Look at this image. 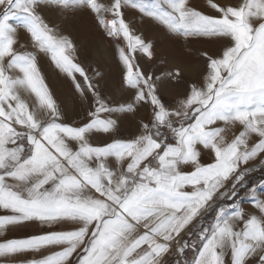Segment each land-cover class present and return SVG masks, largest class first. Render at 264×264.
<instances>
[{
    "label": "snow or ice",
    "instance_id": "6c2138e0",
    "mask_svg": "<svg viewBox=\"0 0 264 264\" xmlns=\"http://www.w3.org/2000/svg\"><path fill=\"white\" fill-rule=\"evenodd\" d=\"M203 8L0 0V264H264V0ZM49 10L92 17L116 46L126 98L103 93L105 74L46 21ZM130 11L185 45H215L198 53L202 80L142 66L138 57L165 61ZM41 56L69 80L79 122L46 83ZM124 119L135 120L131 138L120 136ZM32 226L40 231L11 236Z\"/></svg>",
    "mask_w": 264,
    "mask_h": 264
},
{
    "label": "rangeland",
    "instance_id": "374dc122",
    "mask_svg": "<svg viewBox=\"0 0 264 264\" xmlns=\"http://www.w3.org/2000/svg\"><path fill=\"white\" fill-rule=\"evenodd\" d=\"M192 2L203 8V0H192ZM235 2V0H232ZM204 11H208L203 8ZM46 21L55 26L58 31L64 34H70L75 42L81 47L80 58L90 65L93 69H98L105 74L103 93L113 100L126 98V94L120 88V74L122 65L118 62L116 46L111 39L106 38L99 31L91 16L86 13L73 15L72 13L61 14L57 11H45ZM78 20V21H77ZM126 20L137 34H142L146 41L154 44L158 57L164 59L165 63L161 64L159 60L148 64L145 58L138 57V62L144 67H152V70L159 74L166 69L180 67L187 80H202L204 64L198 57V53L207 50L209 54L216 51L215 45L204 40H197L189 45L182 41L173 40L166 34L165 30L154 23L151 19L142 17L136 11H130L126 14ZM20 43L28 44L29 38L23 32L20 33ZM192 51H188L187 49ZM39 65L45 77L46 83L53 91L57 100L64 106L69 122H79L83 116V109L77 97L73 94L69 80L65 77L55 65L47 58L41 56ZM164 99L169 103L173 95L165 92ZM147 112L141 111L140 116H146ZM136 133V124L134 119H124L120 124L121 138H131ZM104 137L98 138L102 143ZM258 164L257 162H254ZM246 211H253L252 205L245 199L242 201ZM16 232L12 237L17 238ZM191 254H189V258Z\"/></svg>",
    "mask_w": 264,
    "mask_h": 264
},
{
    "label": "crops",
    "instance_id": "0c3cea01",
    "mask_svg": "<svg viewBox=\"0 0 264 264\" xmlns=\"http://www.w3.org/2000/svg\"><path fill=\"white\" fill-rule=\"evenodd\" d=\"M39 231L40 229L37 226H32L30 228L17 231L16 233H18L17 238H20L30 234H37Z\"/></svg>",
    "mask_w": 264,
    "mask_h": 264
},
{
    "label": "trees",
    "instance_id": "16d2710c",
    "mask_svg": "<svg viewBox=\"0 0 264 264\" xmlns=\"http://www.w3.org/2000/svg\"><path fill=\"white\" fill-rule=\"evenodd\" d=\"M253 175H254V178H256V177H258L259 173H255Z\"/></svg>",
    "mask_w": 264,
    "mask_h": 264
},
{
    "label": "bare ground",
    "instance_id": "6f19581e",
    "mask_svg": "<svg viewBox=\"0 0 264 264\" xmlns=\"http://www.w3.org/2000/svg\"><path fill=\"white\" fill-rule=\"evenodd\" d=\"M78 21V20H77Z\"/></svg>",
    "mask_w": 264,
    "mask_h": 264
}]
</instances>
